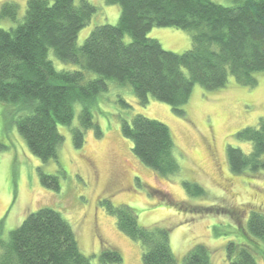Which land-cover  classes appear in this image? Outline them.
I'll list each match as a JSON object with an SVG mask.
<instances>
[{
    "label": "trees",
    "instance_id": "obj_1",
    "mask_svg": "<svg viewBox=\"0 0 264 264\" xmlns=\"http://www.w3.org/2000/svg\"><path fill=\"white\" fill-rule=\"evenodd\" d=\"M107 0L118 4L117 24L96 26L85 42L77 45L80 30L97 11L89 0H27L20 17L19 5L5 1L0 6V102L16 106L18 131L30 151L44 161L57 159L64 141L59 125L70 126L76 103H84L81 125L72 128L74 143L82 147L85 130L102 131L93 121L88 103L112 82L130 88L142 105L153 97L185 115L195 85L223 88L232 76L235 82L255 86V74L264 72V0ZM174 27L192 33V46L182 53L165 50L159 40L148 37L155 27ZM130 36V41L125 37ZM51 52L54 54L51 55ZM54 58L73 62L81 69H58ZM87 72L97 74L88 80ZM118 102L132 105L124 97ZM123 135L132 142L133 154L159 176L180 172L179 157L170 128L142 114L119 116ZM235 137L252 144L246 153L228 145L227 158L233 173L264 171V117L255 126L239 130ZM54 179L56 190L60 189ZM194 195L205 190L184 182ZM173 202V201H170ZM106 210L118 228L141 243L144 264H177L165 227H143L135 210L105 200ZM1 229V228H0ZM249 243L227 244L230 264H264V213L250 212ZM123 261L119 250L105 246L99 264ZM0 264H94L80 250L72 225L50 208L30 213L7 238L0 231ZM182 264H212L210 250L194 246Z\"/></svg>",
    "mask_w": 264,
    "mask_h": 264
},
{
    "label": "rangeland",
    "instance_id": "obj_2",
    "mask_svg": "<svg viewBox=\"0 0 264 264\" xmlns=\"http://www.w3.org/2000/svg\"><path fill=\"white\" fill-rule=\"evenodd\" d=\"M13 1L19 5L20 17L27 0ZM97 11L80 30L77 45L81 46L99 25L117 24L121 15L118 4L107 0H89ZM230 4V0H216ZM13 23L3 20L0 26ZM148 37L160 41L168 51L182 53L192 46V33L174 27H153ZM130 41V36L125 37ZM54 53L51 52V55ZM58 69H81L73 62L54 58ZM88 80L97 77L87 72ZM253 87L235 82L231 76L223 88L209 90L195 85L189 102L180 115L171 105L149 98L146 105L135 99L130 88L112 82L108 89L88 103L95 129L85 130L82 147L74 143L72 128L81 125L84 103L75 104L70 126L59 125L64 141L57 159L44 161L29 149L17 128L16 106L0 102V231L7 238L26 217L41 208L60 212L72 225L80 250L99 264L103 248L119 250L123 261L117 264H144L139 241L123 233L115 216L105 208L104 201L126 205L135 210L139 224L170 230V241L178 263L197 244L205 245L212 264H230L227 259L230 240L244 244L247 221L252 210L264 213V171L233 173L229 168L227 149L233 145L248 153L252 144L235 137L264 117V72L255 74ZM124 97L132 105L126 110L118 102ZM136 114L166 124L173 135L180 172L175 176H159L132 152V142L122 133L119 116ZM60 189L54 188L55 180ZM200 185L205 193L194 195L184 182ZM173 201V202H170ZM249 240L246 241V244ZM260 263L262 260L259 258Z\"/></svg>",
    "mask_w": 264,
    "mask_h": 264
}]
</instances>
